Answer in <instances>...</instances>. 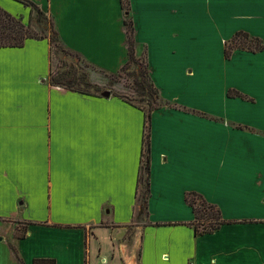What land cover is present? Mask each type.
<instances>
[{"label":"crops","instance_id":"0c3cea01","mask_svg":"<svg viewBox=\"0 0 264 264\" xmlns=\"http://www.w3.org/2000/svg\"><path fill=\"white\" fill-rule=\"evenodd\" d=\"M31 1L102 75L93 83L126 65L121 0ZM130 5L137 55L163 102L152 116L147 220L136 221L144 113L50 85V43L30 39L0 48V264H264V51L225 57L237 32L264 42V0ZM0 7L28 24L30 7ZM190 192L232 223L196 236L183 224L194 220Z\"/></svg>","mask_w":264,"mask_h":264},{"label":"trees","instance_id":"16d2710c","mask_svg":"<svg viewBox=\"0 0 264 264\" xmlns=\"http://www.w3.org/2000/svg\"><path fill=\"white\" fill-rule=\"evenodd\" d=\"M16 1L31 8L30 20L28 24H24L21 18L12 16L0 7V48H22L26 41L30 39L48 40L50 43L51 61L49 84L86 95L104 97V93L92 92L88 89V87H91L89 82L90 75L84 69L91 68V66L85 63L79 55L63 46L53 18L42 12L31 0ZM121 5L124 11V24L127 31L128 61L120 72H127V76L132 79L133 82L126 86L132 95H125L121 92L110 93L144 113L143 146L136 189L138 211L136 221L143 223L147 220L149 214L152 116L155 111L162 108L163 102L158 89L152 81L147 57L137 55L135 27L131 15L130 0H121ZM251 46L255 48L252 49ZM237 49L260 53L264 51V42L260 38L240 31L234 35L232 40L226 43L225 57L230 59L233 51ZM75 59L82 61L83 66L77 64ZM141 63H143L144 69H140ZM228 95L233 98L254 101L237 90H230ZM185 199L192 208L194 220L183 224L191 227L196 236L212 234L223 225L232 223L224 220L221 210L209 203L201 194L190 192L186 194ZM146 225L166 226L169 224L147 223ZM23 237V235L19 236V238ZM39 263L46 262H35V264ZM46 264H56V262L50 260Z\"/></svg>","mask_w":264,"mask_h":264},{"label":"rangeland","instance_id":"374dc122","mask_svg":"<svg viewBox=\"0 0 264 264\" xmlns=\"http://www.w3.org/2000/svg\"><path fill=\"white\" fill-rule=\"evenodd\" d=\"M248 47H250V45H248ZM251 47H252V49L255 48L253 46H251ZM247 52H249V51H247ZM75 62L77 64L83 66L82 61H78L77 59H75ZM141 68L144 69L143 68V63H141V65H140V69ZM84 71L86 73H88L90 75V77H94L95 75H97V76H99L98 78H100V80H102L101 79L102 75H100L98 73V71H96L94 68H92V67L91 68H85ZM89 82L91 83V87H88V89L90 91H92V92H97V93L98 92H102V93H105V92L108 91V92H114V93L121 92L122 94L130 95V96L132 95L131 91L128 90V88L126 87L127 85H130L133 82L132 79L127 76V72H119L116 75H113V76L108 77V79L102 81L103 83H100V84L93 83L91 80H89ZM230 90H236V89H230ZM239 99H241V98H239ZM241 100H243V99H241ZM131 231H132V229H130V232ZM130 232H128V233L130 234ZM22 234H23V227H22V230L20 229L17 232V235L18 236H21ZM12 264H14V263H12Z\"/></svg>","mask_w":264,"mask_h":264},{"label":"water","instance_id":"95a60500","mask_svg":"<svg viewBox=\"0 0 264 264\" xmlns=\"http://www.w3.org/2000/svg\"><path fill=\"white\" fill-rule=\"evenodd\" d=\"M110 96H111L110 92L107 91V92L104 93V97H110Z\"/></svg>","mask_w":264,"mask_h":264}]
</instances>
